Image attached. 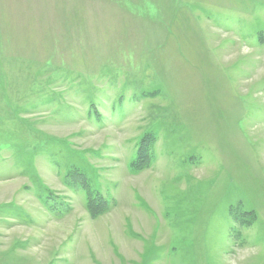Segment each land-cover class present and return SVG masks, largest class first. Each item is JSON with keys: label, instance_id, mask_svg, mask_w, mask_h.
<instances>
[{"label": "rangeland", "instance_id": "1", "mask_svg": "<svg viewBox=\"0 0 264 264\" xmlns=\"http://www.w3.org/2000/svg\"><path fill=\"white\" fill-rule=\"evenodd\" d=\"M0 264H264V0H0Z\"/></svg>", "mask_w": 264, "mask_h": 264}, {"label": "trees", "instance_id": "2", "mask_svg": "<svg viewBox=\"0 0 264 264\" xmlns=\"http://www.w3.org/2000/svg\"><path fill=\"white\" fill-rule=\"evenodd\" d=\"M147 159L148 157L144 153L138 154L137 159L133 163L134 168L137 167L136 169L138 170L145 166ZM66 177L75 179L80 190L86 193L87 208L91 214L96 215L104 210V206L106 205L105 200L99 199L93 195L92 190L88 187L87 181L83 175L73 172L67 174Z\"/></svg>", "mask_w": 264, "mask_h": 264}]
</instances>
